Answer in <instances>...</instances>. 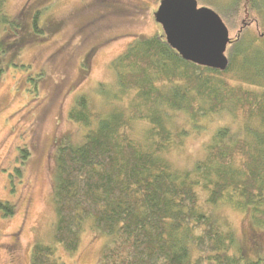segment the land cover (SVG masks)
Returning a JSON list of instances; mask_svg holds the SVG:
<instances>
[{
  "label": "trees",
  "instance_id": "obj_1",
  "mask_svg": "<svg viewBox=\"0 0 264 264\" xmlns=\"http://www.w3.org/2000/svg\"><path fill=\"white\" fill-rule=\"evenodd\" d=\"M6 3L0 0V30L18 31L19 17ZM227 3L243 25L225 69L184 58L154 33L134 38L111 60L115 81L98 87L106 109L76 96L68 116L84 127L83 137L57 146L53 242L34 241L30 264H66L56 244L76 251L87 222L111 240L98 264H264L260 250L249 256L208 210L232 205L264 229V0ZM6 49L0 44V55ZM222 110L243 119L240 131L219 127L201 159L176 166L166 154L188 133L176 113L197 127ZM0 207L15 211L9 201Z\"/></svg>",
  "mask_w": 264,
  "mask_h": 264
},
{
  "label": "rangeland",
  "instance_id": "obj_2",
  "mask_svg": "<svg viewBox=\"0 0 264 264\" xmlns=\"http://www.w3.org/2000/svg\"><path fill=\"white\" fill-rule=\"evenodd\" d=\"M160 2L7 0L11 15L23 7L42 6L39 23L43 31L31 35L25 12H21L20 30L9 31L12 29L3 25L0 30V44L7 48L0 55V200L15 205L12 214L0 207V264H30L34 241L53 242L56 149L61 141H81L84 132L68 112L79 93L87 94L93 109L107 108L98 87L101 82L115 81L111 60L136 37L165 35L156 19ZM227 2L197 0L198 6L211 7L220 14L233 39L243 20ZM100 14L105 16L87 25ZM48 17L52 18L50 23ZM230 46L229 42L227 56ZM174 118L177 125L188 128V133L183 144L166 155L182 168L192 167L205 155L219 127L235 132L243 123L241 117L235 118L227 110L203 118L197 127L183 112ZM142 130L139 123L135 133ZM23 149L25 157L21 156ZM208 210L235 231L249 256L256 257L254 250L258 249L264 257V229L252 222L248 212L226 203L208 205ZM110 241L108 235L87 222L76 251L69 252L61 244H56V251L66 264H98Z\"/></svg>",
  "mask_w": 264,
  "mask_h": 264
},
{
  "label": "water",
  "instance_id": "obj_3",
  "mask_svg": "<svg viewBox=\"0 0 264 264\" xmlns=\"http://www.w3.org/2000/svg\"><path fill=\"white\" fill-rule=\"evenodd\" d=\"M156 19L184 58L220 69L228 66L229 29L213 8L198 6L197 0H161Z\"/></svg>",
  "mask_w": 264,
  "mask_h": 264
},
{
  "label": "flooded vegetation",
  "instance_id": "obj_4",
  "mask_svg": "<svg viewBox=\"0 0 264 264\" xmlns=\"http://www.w3.org/2000/svg\"><path fill=\"white\" fill-rule=\"evenodd\" d=\"M42 6H35L34 8L33 7H31V8H26V7H23L20 11L21 12H25V14L28 16V18H29V25H30V29L32 30V34L31 35H34V31H36L35 30V24L37 23L38 24V26H40L41 24L39 23V21H40V18H41V16H42V14H41V12H42ZM21 12H19V13H17V16L19 17V21H20V24L22 25L23 23H22V21H21V16H22V14H21ZM28 13V14H27ZM104 17L105 16V14H100L99 16H97V17H95L93 20H91L87 25H92V24H95V22H97V21H99L98 19L99 18H101V17ZM46 20H47V23H50L51 22V20H52V18H50L49 19V17L48 18H46ZM58 23H60V21H57ZM40 28L43 30V28H42V26H40ZM21 29V28H20ZM19 30V29H18ZM37 32V31H36ZM22 35H24V34H22ZM25 35H28V34H25Z\"/></svg>",
  "mask_w": 264,
  "mask_h": 264
}]
</instances>
